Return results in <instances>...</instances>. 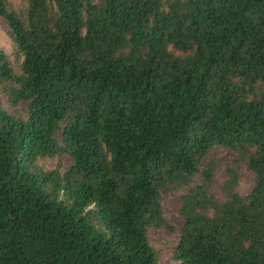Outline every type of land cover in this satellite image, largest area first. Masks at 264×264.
<instances>
[{
    "label": "trees",
    "instance_id": "16d2710c",
    "mask_svg": "<svg viewBox=\"0 0 264 264\" xmlns=\"http://www.w3.org/2000/svg\"><path fill=\"white\" fill-rule=\"evenodd\" d=\"M0 18L22 58L0 49V87L25 105L0 108V264H158L164 188L186 189L176 264H264V0H0ZM214 147L235 156L223 201Z\"/></svg>",
    "mask_w": 264,
    "mask_h": 264
},
{
    "label": "rangeland",
    "instance_id": "374dc122",
    "mask_svg": "<svg viewBox=\"0 0 264 264\" xmlns=\"http://www.w3.org/2000/svg\"><path fill=\"white\" fill-rule=\"evenodd\" d=\"M7 1L10 9L17 14H23L25 12L26 0ZM8 32L9 28L6 22L0 18V49L5 53L14 73L19 74L22 58L17 55L15 47L8 36ZM173 53L180 55L179 52L173 51ZM0 108L9 114L25 116V105H20L15 108L10 107L7 102V97L1 87ZM234 157V153L222 147H214L207 157V162L213 161L216 165L215 178L211 192L220 201L224 200L220 193V187L227 178L226 170L232 165ZM72 163V159L65 154L54 158L38 160V165H40L44 170H52L59 166L61 172H64L72 165ZM253 178V174L248 171L244 165H241L237 187V192L241 196H246L251 192L254 185ZM185 193V188L179 191L172 190L171 188H164L161 190V205L164 219L167 224L173 228V230L169 231L168 229L161 228L150 229L148 231V240L151 247L156 252L158 264H176L173 259V255L174 250L179 243L180 229L183 225V220L179 214V210L182 206V196Z\"/></svg>",
    "mask_w": 264,
    "mask_h": 264
}]
</instances>
